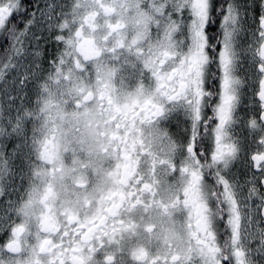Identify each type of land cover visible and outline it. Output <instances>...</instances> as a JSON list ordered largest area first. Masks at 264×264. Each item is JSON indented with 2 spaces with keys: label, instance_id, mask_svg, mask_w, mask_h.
Returning <instances> with one entry per match:
<instances>
[{
  "label": "snow or ice",
  "instance_id": "1",
  "mask_svg": "<svg viewBox=\"0 0 264 264\" xmlns=\"http://www.w3.org/2000/svg\"><path fill=\"white\" fill-rule=\"evenodd\" d=\"M0 264H264V0H0Z\"/></svg>",
  "mask_w": 264,
  "mask_h": 264
}]
</instances>
